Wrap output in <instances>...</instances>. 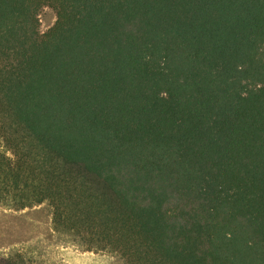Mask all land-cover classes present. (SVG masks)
Listing matches in <instances>:
<instances>
[{
	"label": "trees",
	"instance_id": "1",
	"mask_svg": "<svg viewBox=\"0 0 264 264\" xmlns=\"http://www.w3.org/2000/svg\"><path fill=\"white\" fill-rule=\"evenodd\" d=\"M0 142L85 251L264 264V0H0Z\"/></svg>",
	"mask_w": 264,
	"mask_h": 264
},
{
	"label": "rangeland",
	"instance_id": "2",
	"mask_svg": "<svg viewBox=\"0 0 264 264\" xmlns=\"http://www.w3.org/2000/svg\"><path fill=\"white\" fill-rule=\"evenodd\" d=\"M39 20L40 32L45 33L55 24L57 14L46 7ZM74 239L55 230L48 202L24 210L0 206L1 255L21 253L37 264H126L112 252L85 251Z\"/></svg>",
	"mask_w": 264,
	"mask_h": 264
}]
</instances>
